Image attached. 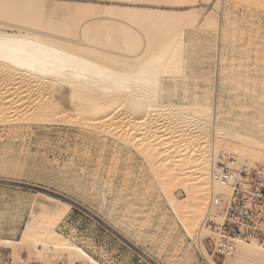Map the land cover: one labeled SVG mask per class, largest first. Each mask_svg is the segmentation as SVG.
Instances as JSON below:
<instances>
[{
    "label": "bare ground",
    "instance_id": "1",
    "mask_svg": "<svg viewBox=\"0 0 264 264\" xmlns=\"http://www.w3.org/2000/svg\"><path fill=\"white\" fill-rule=\"evenodd\" d=\"M210 2L0 0V43L4 45L0 51V128L13 133L24 127H63L89 140L92 151L107 150L110 159L118 155L137 160L184 236L207 261L211 259L202 240L212 233L205 222L213 216L214 202L226 201L231 194L230 185L221 187L212 181L211 171L219 158L246 173L254 169V162H264V20L256 18L264 14V0H217L207 12L204 7ZM225 4L229 9L244 5L256 18L249 23L255 32L242 37L244 29L236 24V15L228 17L229 9H222ZM194 47L200 55V70L191 88L187 80ZM210 49L212 67L205 72L202 65L208 67ZM252 65L258 72L254 78L236 73ZM248 80L250 87L245 91L250 103L239 107L242 116L248 109L257 116L246 118L245 129L238 131L229 124L231 120H224L220 99L224 92L246 87ZM247 129L258 135L252 136ZM99 165L94 167L99 169ZM125 167L130 170L136 165L130 162ZM236 177L243 180L239 174ZM179 191L185 194L182 200L177 199ZM36 195L20 236L0 237V248L29 247L38 256L27 257L30 261L66 253L94 264L56 231L70 206ZM10 250L14 259L20 258L22 253L18 256ZM139 256L152 262L144 252ZM223 264H264V247L253 239L234 242Z\"/></svg>",
    "mask_w": 264,
    "mask_h": 264
},
{
    "label": "rangeland",
    "instance_id": "2",
    "mask_svg": "<svg viewBox=\"0 0 264 264\" xmlns=\"http://www.w3.org/2000/svg\"><path fill=\"white\" fill-rule=\"evenodd\" d=\"M216 1L211 0L209 6L204 7L205 10L210 12ZM100 4L103 5V3ZM227 5L222 6V9H229ZM240 5L243 9L239 5L235 9H229L227 11L229 13L228 17L233 19L236 15V24L242 30L244 29L242 37L247 38L256 30L255 26L249 23L256 18L262 22L264 14H260L259 17L255 18L245 11L244 5ZM194 48L191 53V59L193 60L189 65V79L187 80L191 88L194 87L193 83L197 82L200 70V55L199 52H196L198 49ZM237 51L240 52V50ZM212 54L213 50L210 49L207 54L208 58H206L208 67H206V64L202 65L205 72H208L212 67ZM209 62H211V65ZM252 67H246L245 70L247 71L244 70L245 66L242 67V70H238V67V71L235 72L239 73L241 71L240 74H251L250 76L254 78L258 72L255 67ZM193 74L195 78L192 76ZM249 80L246 87L236 89V92H234L235 89H232V92H230L231 90L224 92L220 99L225 111L224 120H231L229 124H233V128L238 131L245 129L244 122L247 119L249 120L253 115L257 116V114L250 113V109H248L243 117L239 107L241 103H243L242 105L250 103V95L245 91L250 87L249 84L252 79ZM188 93L191 95L193 92ZM243 94H246L245 97ZM228 112L229 114H227ZM25 128L15 130L14 134L10 133L8 129L3 130L0 128V130H3L0 131V151L3 152V154L0 152L1 238L17 239L20 236L25 219L29 214V206L34 202L36 194L41 193L43 196L66 203L71 208L68 216L56 228V231L62 235L64 234L63 236L67 241H73L75 244L70 243L78 248L88 250L104 264H223L225 255L215 258L207 255L211 259V261H207L197 251V246L184 236L177 221L167 209L163 196L158 191L153 179L146 171H143L142 167L138 166L139 162L137 160H135L136 163L130 160L127 161L122 157L118 158V155L116 159H110L111 154L107 150L101 152L95 149L92 151L89 148L90 146L87 145L89 140H81L75 136V133L66 132L63 127L35 128L37 131L34 128ZM22 130L23 132H21ZM247 131L250 134L252 133V136L258 135L255 130L247 129ZM97 159H99V162H97ZM219 160L217 161V167L226 164L223 159L219 158ZM130 162L136 165L134 167L136 170L133 167L127 170L125 164H130ZM257 164L259 163L254 162V168ZM84 165L86 166L83 167ZM98 165L99 169L96 168ZM92 167L95 169L92 170ZM108 169L110 170L108 171ZM99 170L104 173H100ZM131 170L133 171L129 173ZM96 171H98V175ZM107 173L110 174V177ZM65 174L70 175L64 177ZM184 198V192L179 191L177 199L182 200ZM136 220L138 221L136 222ZM186 250L187 255L183 257ZM10 251L18 256L22 253L21 257H38L29 247H17L14 251ZM139 252H144L152 262L140 257ZM200 257L204 260V263H202Z\"/></svg>",
    "mask_w": 264,
    "mask_h": 264
},
{
    "label": "built area",
    "instance_id": "3",
    "mask_svg": "<svg viewBox=\"0 0 264 264\" xmlns=\"http://www.w3.org/2000/svg\"><path fill=\"white\" fill-rule=\"evenodd\" d=\"M236 174L241 175L243 180L237 178ZM211 179L221 187L230 185L231 194L226 201L214 202L213 216L205 222L212 233L202 240L205 253L213 258L223 256L231 250L234 242L249 243L252 239L264 247V164H257L249 173L237 172L227 164L216 166L211 171ZM216 218L221 222H217ZM211 236H217V239ZM81 250L90 256L94 264H104L88 250ZM0 264L91 263L72 259L66 253L48 254L40 261H30L26 256L14 259L8 250L0 249Z\"/></svg>",
    "mask_w": 264,
    "mask_h": 264
},
{
    "label": "snow or ice",
    "instance_id": "4",
    "mask_svg": "<svg viewBox=\"0 0 264 264\" xmlns=\"http://www.w3.org/2000/svg\"><path fill=\"white\" fill-rule=\"evenodd\" d=\"M4 48V45L2 43H0V51H2Z\"/></svg>",
    "mask_w": 264,
    "mask_h": 264
}]
</instances>
